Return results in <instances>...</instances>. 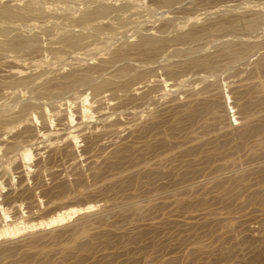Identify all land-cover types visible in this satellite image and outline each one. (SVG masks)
I'll use <instances>...</instances> for the list:
<instances>
[{
    "label": "rangeland",
    "instance_id": "obj_1",
    "mask_svg": "<svg viewBox=\"0 0 264 264\" xmlns=\"http://www.w3.org/2000/svg\"><path fill=\"white\" fill-rule=\"evenodd\" d=\"M98 1L0 0L24 15L0 16V230L98 205L1 237L0 264H264V0ZM101 4L117 11L82 19Z\"/></svg>",
    "mask_w": 264,
    "mask_h": 264
},
{
    "label": "bare ground",
    "instance_id": "obj_2",
    "mask_svg": "<svg viewBox=\"0 0 264 264\" xmlns=\"http://www.w3.org/2000/svg\"><path fill=\"white\" fill-rule=\"evenodd\" d=\"M98 1V0H97ZM100 1V0H99ZM98 1V2H99ZM174 2V0H166L165 1V3L167 2L168 4L170 3L171 4V2ZM179 1V0H178ZM181 1H183V0H181ZM71 2V1H70ZM76 2H78V1H76ZM95 2V1H94ZM97 2V3H98ZM10 3V2H9ZM75 3V2H74ZM166 3V4H167ZM12 4V3H11ZM30 4V6L28 7V10L26 11V13L27 14H34L35 13V11H36V13L35 14H38L37 13V9H35V7L33 6V4L31 5V3H29ZM28 4V5H29ZM126 4V3H125ZM28 5H26V6H28ZM35 5V4H34ZM86 5V4H85ZM90 5H91V3H90ZM172 5V4H171ZM251 5V4H250ZM12 6V5H11ZM126 6V5H125ZM2 7V6H1ZM120 7V6H119ZM173 7V6H172ZM220 7V6H219ZM244 7V6H243ZM22 8V7H21ZM97 8V7H96ZM226 8V7H225ZM20 9V8H19ZM25 9V8H24ZM26 9H27V7H26ZM122 9H123V7H122ZM227 9V8H226ZM245 9V8H244ZM238 10V9H237ZM23 11V10H22ZM22 11H19V10H16V9H13V8H11L10 6L9 7H3V8H0V16H4V17H7V18H11V19H13V18H17V17H22V16H24L21 12ZM113 11H117L116 10V8L113 6V4L112 5H109V4H104V5H102L101 4V6H98V8L97 9H93V10H87L86 12H84V15L82 16V19H85V20H90V19H92V20H94L93 18H96V17H98V16H100V17H98V18H101V16H103V15H108V14H110L111 12H113ZM215 11V10H214ZM258 11V10H257ZM57 12V11H56ZM119 12V11H118ZM23 13H25V12H23ZM66 13V12H65ZM225 13V12H224ZM119 14V13H118ZM54 15V14H53ZM254 15V14H253ZM58 16V15H57ZM36 17H38V16H36ZM80 17V16H79ZM172 17V16H171ZM174 17V16H173ZM39 18H41V17H39ZM44 18V17H43ZM58 18H59V16H58ZM103 18H104V16H103ZM119 18H121V17H119ZM125 18V17H124ZM257 19H260V18H258V16L256 17ZM262 18V17H261ZM22 19V18H21ZM78 19V18H77ZM38 20H40V19H38ZM96 20V19H95ZM186 20V19H185ZM256 19H254V20H252V22H243V21H239V22H226V23H223V24H217L218 25V27H217V29H220L219 30V32L221 31V29H232L233 30V28H234V31L236 30V31H239L238 29H245V30H248L249 31V29H251L252 30V28H255V24H256V22H258L259 20H257V21H255ZM261 20V19H260ZM46 21V20H45ZM77 21V20H76ZM84 21V20H83ZM117 21V20H116ZM170 21V20H169ZM233 21V20H232ZM253 21H255V22H253ZM263 21V20H262ZM261 21V22H262ZM260 22V21H259ZM79 23H81V22H79ZM83 23V22H82ZM84 24V23H83ZM47 25V24H46ZM212 25V24H211ZM258 25V24H257ZM9 26V25H8ZM60 26V25H59ZM260 26V25H259ZM231 27V28H230ZM61 28V27H60ZM262 28V27H261ZM52 29V28H51ZM3 29H1V31H2ZM6 30V33H8V31H7V29H5ZM4 30V31H5ZM47 30V29H46ZM64 30H65V28H64ZM70 30V29H69ZM175 30H177V29H175ZM250 30V31H251ZM13 31H15V30H13ZM63 31V30H62ZM61 31V32H62ZM71 31V30H70ZM69 31V33H71ZM160 31H162V30H160ZM167 31V30H166ZM215 31V30H214ZM242 31V30H241ZM264 31V30H263ZM66 32H67V30H66ZM78 32V31H77ZM171 32V31H170ZM3 34H4V32H2ZM150 33V32H149ZM177 33V32H176ZM67 35H68V33H66ZM65 34V35H66ZM74 34V33H73ZM73 34H71V36L69 37L68 36V38L66 37V39L65 40H62L63 41V43H65V45H67L66 47H68V48H74V47H77V46H81V44H84V43H81L82 42V40H87V38L88 37H85V36H83L82 34H84V33H82L81 35L82 36H77V35H79V34H77L76 36H72ZM91 34V33H90ZM144 34V33H143ZM163 34V33H162ZM261 34V33H260ZM39 35V34H38ZM86 35V34H85ZM102 35V34H101ZM160 35V34H159ZM167 35V34H166ZM198 35V34H197ZM224 35V34H223ZM248 35V34H247ZM251 35V34H250ZM7 36H8V34H7ZM61 36H62V34H61ZM92 36V35H91ZM96 36V35H95ZM173 36V35H172ZM183 36V35H182ZM182 36H180V38L182 37ZM212 36V35H211ZM60 37V36H59ZM64 37V36H63ZM62 37V38H63ZM84 37L86 38V39H84ZM165 37V36H164ZM194 37H196L195 36V34H187V35H184L182 38V40H189V39H193ZM227 37V36H226ZM98 38V37H97ZM175 38V37H174ZM199 39L201 38V37H198ZM203 38V37H202ZM8 39V38H7ZM61 39V38H60ZM195 39V38H194ZM230 39V38H229ZM89 40V39H88ZM139 40V39H138ZM185 40V41H186ZM198 40V39H197ZM236 40V39H235ZM15 41V42H14ZM28 41H30V40H27V42ZM194 41V40H193ZM196 41V40H195ZM229 41H231V40H229ZM9 43H8V45L10 46V47H21V48H19V49H22V48H24V47H27L26 46V41H23L24 43L23 44H20V42L22 43V41H16L15 39H11V40H9L8 41ZM16 42H18V43H16ZM31 43H29L30 45H32V41H30ZM126 42V41H125ZM164 41H162V39L160 38V36L159 37H157V36H155V35H141V43H140V47L142 48V50H143V52L145 51V50H147V51H149V49L150 50H155L154 52H156L157 50H160L161 48L160 47H164L163 46V43ZM184 42V41H183ZM0 43H2V42H0ZM81 43V44H80ZM127 43V42H126ZM195 43V42H194ZM232 43V42H231ZM185 44H186V42H185ZM192 44V43H191ZM198 44V43H197ZM203 44V43H202ZM3 45V44H2ZM28 45V44H27ZM85 45V44H84ZM199 45V44H198ZM246 45V44H245ZM35 46V45H34ZM135 46V45H134ZM185 46V45H184ZM191 46V45H190ZM196 46V45H195ZM3 47V46H2ZM29 47V46H28ZM36 47V46H35ZM41 47V46H40ZM40 47H39V49H40ZM128 47H130V46H128ZM137 47L139 48V46L137 45ZM204 47V46H203ZM222 47V46H221ZM228 47V46H227ZM230 47V46H229ZM249 47V46H248ZM123 48V47H122ZM133 48V47H132ZM140 48V49H141ZM2 49V48H1ZM4 49H6V48H4ZM16 49V48H15ZM18 49V48H17ZM26 49V48H25ZM29 49V48H28ZM170 49H172V48H170ZM190 49V48H189ZM188 49V50H189ZM218 49H219V45H218ZM225 49V47L223 48V50ZM227 49V48H226ZM3 50V49H2ZM10 50V49H9ZM37 50H38V48H37ZM41 50H43V47H41ZM126 50V49H125ZM184 50V49H183ZM182 50V51H183ZM202 50V49H201ZM242 50V49H241ZM130 51V50H129ZM171 51V50H170ZM179 51V50H178ZM181 51V50H180ZM233 51V50H232ZM231 51V52H232ZM246 51V50H245ZM249 51H250V49H249ZM248 50H247V52H249ZM159 52V51H158ZM184 52V51H183ZM185 52H186V50H185ZM251 52V51H250ZM250 52H249V54H250ZM9 53V52H8ZM176 53V52H175ZM180 53V52H179ZM187 53H188V51H187ZM190 53V52H189ZM127 54H128V52H127ZM184 54V53H183ZM186 54V53H185ZM244 54H246L245 52H244ZM244 54H242V52H238V53H236V54H234L238 59H240V58H242V56L244 55ZM230 55V54H229ZM247 55V54H246ZM65 56V55H64ZM127 56H129V55H126V57ZM197 56V55H196ZM70 57V56H69ZM244 57V56H243ZM158 58V57H157ZM174 58V57H173ZM58 59V58H57ZM72 59V58H71ZM124 59V58H123ZM127 59V58H126ZM172 59V58H171ZM179 59V58H178ZM119 60V59H118ZM117 61V60H116ZM122 61V60H121ZM234 61V60H233ZM158 62V61H157ZM231 62V61H230ZM74 63V62H73ZM154 63V62H153ZM239 63V62H238ZM142 64V63H141ZM163 64V63H162ZM231 64H233V63H231ZM61 65V64H60ZM63 65V64H62ZM72 65H74V64H72ZM76 65V64H75ZM150 65V64H149ZM147 66V65H146ZM229 66H230V63H229ZM114 67V66H113ZM129 67V66H128ZM128 67H127V69H128ZM138 67H139V65H138ZM136 68V67H135ZM224 68H226V67H224ZM47 69V68H46ZM83 69V68H82ZM102 69V68H101ZM127 69H125V68H123V70L124 71H122V75H121V73H119V75L120 76H122L123 78L126 76V75H129L128 74V72H126L127 71ZM140 69H142V68H140ZM48 70V69H47ZM53 70V69H52ZM59 70V69H58ZM75 70V69H74ZM79 70V69H78ZM126 70V71H125ZM64 71V70H63ZM80 71V70H79ZM78 71V72H79ZM227 71V70H226ZM57 72V71H56ZM87 72V71H86ZM85 72V74H83L82 73V75H80V74H76V75H71V73H69L70 75L68 76L67 74H65L66 76H64L63 77V79L59 82V84H58V87H57V89L56 90H58V91H60V92H62V91H65V92H67V91H69V90H72V89H75V88H77V87H81V86H85L86 87V85H93V84H91V83H93L92 81L94 80V79H92V76H90L89 74H87ZM89 72V71H88ZM90 72H91V70H90ZM95 72V71H94ZM46 73V72H45ZM50 73V72H49ZM140 73V72H139ZM54 74V73H53ZM57 74V73H56ZM55 74V75H56ZM74 74V73H73ZM136 74V73H135ZM36 75V74H35ZM118 75V76H119ZM133 75V74H132ZM141 75H144V74H141ZM38 76V75H37ZM42 76V75H41ZM16 77V76H15ZM62 77V76H61ZM17 78H19V77H17ZM46 78V77H45ZM94 78V77H93ZM99 78V77H98ZM111 78V77H110ZM144 78V77H143ZM36 79V78H35ZM38 79V78H37ZM117 79V78H116ZM125 79V78H124ZM9 80V79H8ZM27 79H21V80H18V83H19V87H20V85L22 86H25V84H28V81H26ZM40 80H42V78H40ZM39 80V81H40ZM111 80V79H110ZM115 80V79H114ZM134 80V79H133ZM6 81V80H5ZM30 81H34V80H30ZM29 81V83H31ZM35 81H37V80H35ZM38 81V82H39ZM44 81H46V80H44ZM57 81V80H56ZM95 81V80H94ZM14 82V81H13ZM110 81H104L103 82V84H106V86H107V84L109 83ZM112 83H113V81H111ZM17 83V82H16ZM36 83V82H35ZM55 83V82H54ZM109 83V84H111V85H115L116 83ZM15 84V83H14ZM56 84V83H55ZM9 85H11V84H9ZM15 85H17V84H15ZM32 85V84H31ZM45 85H47V83L45 84ZM100 85H101V83H100ZM100 85L99 84H96L95 86H94V88L95 87H100ZM131 85V84H130ZM7 86V85H6ZM18 86H13L12 85V87H9V88H13V87H17L18 89H19V87ZM33 86H34V83H33ZM41 86V85H40ZM55 86V85H54ZM109 86V85H108ZM1 87V86H0ZM29 87H32V86H28L27 88H29ZM36 87H37V85H36ZM52 87V86H51ZM103 87V86H102ZM110 87V86H109ZM39 88V87H38ZM44 88V87H43ZM16 89V88H15ZM17 89V90H18ZM20 89H21V87H20ZM101 89H103V88H101ZM45 90H46V88H45ZM49 90V89H48ZM95 90V89H94ZM104 90V89H103ZM126 90V89H125ZM2 91V90H1ZM10 91V90H9ZM20 91H22V90H20ZM25 91V90H24ZM57 91V92H58ZM90 91V90H89ZM4 92V91H3ZM6 92V91H5ZM12 92V91H11ZM15 92H17V91H15ZM14 92V93H15ZM81 92V91H80ZM83 92V91H82ZM7 93V92H6ZM19 93V92H18ZM28 93V92H27ZM59 93V92H58ZM93 93V92H92ZM8 94H10V93H8ZM21 94V93H20ZM19 94V95H20ZM62 94V93H61ZM65 94V93H64ZM76 94V93H75ZM15 95V94H14ZM18 95V96H19ZM3 97H4V95H3ZM58 97V96H57ZM71 97V96H70ZM17 98V97H16ZM73 98H74V96H73ZM96 98V97H95ZM14 99V98H13ZM58 99H60V98H58ZM77 99V98H76ZM97 99H98V97H97ZM5 100V99H4ZM20 100V99H19ZM26 100V99H25ZM78 100V99H77ZM85 100V99H84ZM11 101V100H10ZM13 101V100H12ZM27 101V100H26ZM64 101V100H63ZM75 102H76V100H75ZM12 103V102H11ZM68 103H69V101H68ZM5 104V103H4ZM39 104V103H38ZM9 105H10V103H9ZM14 105V104H13ZM54 105V104H53ZM18 106V105H17ZM32 106H35V105H32ZM38 106V105H37ZM36 106V107H37ZM7 107V106H6ZM25 107V106H24ZM41 107V106H40ZM9 108V107H8ZM34 108V107H33ZM32 108V109H33ZM56 108V107H55ZM31 109V110H32ZM44 109V108H43ZM5 111V110H4ZM23 111L24 112H26L27 111V113H29L28 111H29V107H25L24 109H23ZM56 111V110H55ZM34 112V111H33ZM36 112V111H35ZM39 112V111H38ZM41 112H43V110H41ZM46 112V111H45ZM49 112H51V110L49 111ZM5 114V113H4ZM3 114V115H4ZM30 114V113H29ZM43 114H44V112H43ZM29 116H31V115H29ZM19 117V116H18ZM41 117H43V116H41ZM22 118V117H21ZM38 119V118H37ZM33 120H34V118H33ZM9 121V120H8ZM7 121V122H8ZM6 122V123H7ZM34 122V121H33ZM5 123V124H6ZM12 123V122H11ZM4 126V125H3ZM7 126V125H6ZM7 128V127H6ZM9 128V127H8ZM17 144V143H16ZM20 146V145H19ZM14 149V148H13ZM12 149V150H13ZM235 169V168H234ZM180 187V186H179ZM177 191V190H176ZM136 199V198H135ZM98 207V205H88V206H86V207H80V208H71V209H69V210H65V211H63V212H60V213H57L55 216H52V217H50V218H48V220L46 219V221L44 220V221H42V222H40L39 221V223H37V224H29V225H24V224H22V225H15V226H9V227H5V228H3V229H1L0 230V238L2 237H5V238H17V237H19V236H22V235H24L25 233H30V232H33V231H35V230H38V229H43V230H46V229H51V228H54V227H58V226H62V225H65V224H68V223H70L71 221H73V220H75V217H77V216H80V215H84V214H86V213H88V212H90V211H92V210H95L96 208ZM83 213V214H82ZM81 217V216H80Z\"/></svg>",
    "mask_w": 264,
    "mask_h": 264
}]
</instances>
